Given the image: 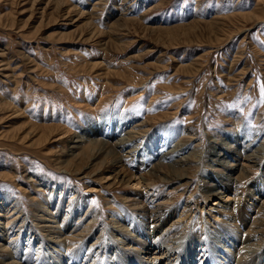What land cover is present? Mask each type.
I'll return each instance as SVG.
<instances>
[{
    "label": "rangeland",
    "instance_id": "374dc122",
    "mask_svg": "<svg viewBox=\"0 0 264 264\" xmlns=\"http://www.w3.org/2000/svg\"><path fill=\"white\" fill-rule=\"evenodd\" d=\"M262 88L264 0H0V201L19 205L25 222L38 224L37 208L55 197L44 186L46 180L65 195L76 192L71 201L82 204L81 217L94 216L84 234L67 246L45 245L48 233H38L30 242L19 232L9 250L16 246L29 264L55 256L52 248L63 255L64 264H122L109 227L115 214L123 217L128 211L134 220L135 208H127L124 199L128 192L142 196L145 190L131 188L133 183L102 181L113 173L102 168V176L93 174L99 167L91 161L96 145L73 159L67 156L69 141L86 123L111 114L129 119L130 127L141 124L143 140L171 129L172 145L190 144L207 159L210 139L220 140L241 127L264 143ZM100 161L108 163L109 158ZM190 167L177 190L173 187L179 183H156V193L169 201L168 218L159 230L176 227L179 234L160 252L152 248L141 253L144 261L166 251L171 264H221L225 247L212 234L225 231L239 237L233 232L240 226L239 209L247 212L244 231L261 216L251 208L259 197L246 198L258 170L248 168L252 174L239 186V203L229 195V201L216 206L219 197L200 196L201 172L214 170L203 160ZM67 204L64 197L60 209ZM6 206L0 207V223ZM81 213L70 216L67 227L75 226ZM13 233L6 236L11 241ZM40 240L44 248L37 250ZM239 247L223 264H251L260 253L264 262V245L248 248L243 261Z\"/></svg>",
    "mask_w": 264,
    "mask_h": 264
},
{
    "label": "bare ground",
    "instance_id": "6f19581e",
    "mask_svg": "<svg viewBox=\"0 0 264 264\" xmlns=\"http://www.w3.org/2000/svg\"><path fill=\"white\" fill-rule=\"evenodd\" d=\"M128 121L129 119L126 118H116L114 115L106 114L96 122L86 123L84 131L81 134L74 136V138L69 141V151L67 155L68 157L77 159L85 148H91L96 145V149L92 150L94 156L91 161H95L92 165L98 164L99 167L93 171V174L98 172L97 174L102 176V168H107L113 174L106 176V178H101L102 181L105 180L108 183V180H111L113 183L117 182L118 184L133 183L131 188L140 187L145 190V193L141 194L142 196L137 192H128L124 199V202L128 203L127 208L129 206L135 208H132L134 211L131 212H135L133 213V216H135L133 218L134 220L132 221V219H130L131 216L127 214L128 211L127 213H124L123 217L119 214H115V216H113L115 217L114 222H112L109 227V235L112 237L115 236V245H117L115 254L120 255L119 260L122 264H131L133 262L139 264H159L160 262L161 264L172 263L173 258H171V254H166V251H162L161 255L159 254L158 256L155 255V252L149 262L148 260L144 261V257H140L141 253L145 252L144 255H146V251H150L152 248L156 249L157 253L160 252L162 247H168L169 243L174 241L175 236L177 238L179 234L178 228L176 227L164 228L165 230L162 232L159 230V228L165 223L167 217L165 214L168 210L169 201L161 199L159 193H156V183L170 184L176 182L179 184L173 188L174 190H177V188H180V185H182L180 183L185 179H188L187 170L192 168L190 166L194 167V164H198L202 160L207 166L212 167L214 171L207 172L206 169H204V171L201 172V175L203 174L204 178L200 183V196L203 199L219 197L220 202L214 203L216 206H219L220 203H226L229 201L231 199L228 197L229 195L234 196L231 200L239 203L243 198L239 186L242 184L243 180H248L252 174V171L248 168H254L259 171L257 177L248 186V195L246 198L253 197L251 199V201H253L257 200L256 197H259L260 200L257 203H251V208H257V211L261 216L258 219L249 221L250 224L247 229L244 228V231L242 230V227L245 226L247 219L243 218V216H245V213L247 212H244V209H239L238 216L240 218V226L233 230V232L240 233L239 237L232 234H226L225 231H213L215 234H212V236L217 238L215 241L216 244L225 247L223 257H221V262L219 263H228L231 259L230 255L232 251H235L237 246H240L239 248L241 250H237V252L239 251V254L237 253V255H239V260L243 261L244 258L240 257L243 256L248 248L253 245L255 246V244L264 245V143L259 140V136H249L248 134H250V130L245 127L239 128L234 133H223L219 137L220 140L212 138L208 141L206 152H209V156L205 159L203 153L199 156L198 149L190 146V144L182 146L178 142L172 145L170 143V138L175 134L171 129L162 132H155L152 134L153 137H148L150 135H147V139L143 140V137L139 136L141 133H144V131L141 130L142 125L135 123L130 127L131 123ZM103 156L109 158L108 163L100 161ZM245 165H249V167H246ZM215 169H217V171ZM62 171L64 174L67 173L65 170ZM44 186H50V193L51 191H54L55 197L47 198L46 202L37 208L38 210L36 215H34V220L38 221V224H33L32 220L25 222V217L20 215L21 210L20 208L18 209L19 205H12L9 201L1 199L0 207L8 205L3 210H8V212L5 213L4 222L0 223V225H3V227L0 228V241L5 243L0 245V264H29L24 261V258L21 260L15 244H13V247L15 246V249L13 248L14 252L9 250L11 247L10 244L15 243L14 241L17 238L16 234L18 235L19 232L26 234L28 237L26 241H30L31 237H34V239L35 237L37 238L40 233L41 236L46 237L44 233H48L45 245L50 244L54 247H61L67 246L68 241H75L79 238L80 235L86 231V227L93 222L94 216L91 215V213H88L86 218H84L86 215L81 217L83 206L79 201H71V196L76 192L69 191L68 193L70 194L66 193L65 195L62 193V188H59V190L57 187H52V185H49L46 180ZM100 186H102V184H100ZM64 197H68V204L63 206L66 208L62 211L60 207H62V200ZM147 197L151 199L149 200ZM237 202L231 207L232 214L234 215L235 210L239 205H237ZM223 206H225V204H223ZM185 207H187V205ZM227 209L228 207L226 206L223 209L226 214H228ZM118 210L121 212L123 211L121 208ZM219 212L222 213V211ZM80 213L81 215L77 217V224L73 227L70 225L67 227V225L70 224L69 217H72L73 214ZM0 217L3 216L0 214ZM235 219H237V216H235ZM1 221L2 219H0V222ZM81 221L83 222L80 223ZM125 222H129V224ZM84 223L86 224L84 225ZM130 223L133 225H130ZM36 228H39L40 231H37ZM216 229L217 227L215 230ZM12 232H14V239L11 241V238L6 236ZM118 233L123 235L121 236L122 238H119ZM2 235L6 237L5 240L1 237ZM224 235L226 236L222 238ZM132 238L133 241L130 242V239L132 240ZM182 238H184V236ZM252 241H257V243H252ZM38 243L35 242V244L38 245L37 250L44 248L43 240H40V242L38 241ZM200 244L201 243L199 242L197 245L200 246ZM27 245L28 244H26L25 247H28ZM91 246L93 247L94 245ZM199 248H197V250ZM52 250V253H55V256H42L40 262L42 264H64V261H62L63 255L58 253L59 250L57 251L54 248H52ZM165 255L168 256L165 257ZM262 258L263 254L260 253L259 256H257L256 262H253L252 259L251 264H264V262H261ZM72 260L70 261L72 262ZM81 261L82 259L80 258L79 263H81ZM88 261L89 260L84 261L85 264ZM66 262L67 261H65V264H68Z\"/></svg>",
    "mask_w": 264,
    "mask_h": 264
},
{
    "label": "snow or ice",
    "instance_id": "6c2138e0",
    "mask_svg": "<svg viewBox=\"0 0 264 264\" xmlns=\"http://www.w3.org/2000/svg\"><path fill=\"white\" fill-rule=\"evenodd\" d=\"M262 93H264V88L261 89Z\"/></svg>",
    "mask_w": 264,
    "mask_h": 264
}]
</instances>
